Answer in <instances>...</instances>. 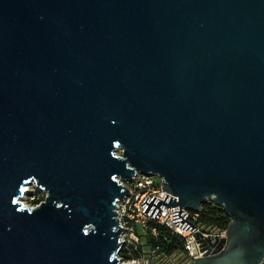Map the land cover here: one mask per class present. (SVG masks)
Returning a JSON list of instances; mask_svg holds the SVG:
<instances>
[{
  "label": "water",
  "instance_id": "water-1",
  "mask_svg": "<svg viewBox=\"0 0 264 264\" xmlns=\"http://www.w3.org/2000/svg\"><path fill=\"white\" fill-rule=\"evenodd\" d=\"M137 173L177 197H147L153 218H230L193 264L262 263L264 0H0V264H136Z\"/></svg>",
  "mask_w": 264,
  "mask_h": 264
},
{
  "label": "built area",
  "instance_id": "built-area-1",
  "mask_svg": "<svg viewBox=\"0 0 264 264\" xmlns=\"http://www.w3.org/2000/svg\"><path fill=\"white\" fill-rule=\"evenodd\" d=\"M129 188V195L122 201L118 203V214L123 227L122 240L124 242L123 249L128 250L130 253L137 251L139 245H141L140 234H146L151 231L157 234V226L162 225L170 228L175 234L181 236L185 241V251L188 256L194 260L196 257L201 256L200 243H197L195 235L200 232L203 234V239L209 236L217 237L219 240L226 238V229L214 228L211 232H206L202 229L201 224H199V213H193L190 210L181 208L187 215H190L191 219H187L195 229L193 231L187 229L183 230L180 225H176L171 221L173 218V211L180 210L179 206L168 208L164 204L161 206V214L158 218H153L150 215L144 213V209L147 204L142 203L148 197L147 203L151 201L153 197L163 201L165 195H169L176 198L171 193L163 189V179L156 175H144L137 173L131 182H122ZM28 196L31 202V208L39 206L46 197V194L37 188L34 184L26 187V192L22 198ZM20 199V202L22 200ZM211 202V201H210ZM23 203V202H22ZM201 210V209H200ZM212 240V243L215 240ZM209 245V244H207ZM155 251H151V255H154ZM144 257L137 258L128 262H135L136 264H148L147 260L144 261ZM261 264H264V259Z\"/></svg>",
  "mask_w": 264,
  "mask_h": 264
},
{
  "label": "trees",
  "instance_id": "trees-1",
  "mask_svg": "<svg viewBox=\"0 0 264 264\" xmlns=\"http://www.w3.org/2000/svg\"><path fill=\"white\" fill-rule=\"evenodd\" d=\"M199 214V224L203 226L226 229L230 222V218L225 214L224 210L216 206L213 201L203 204ZM145 237L147 240V253L150 259L157 258L160 255L171 256L176 252L185 251L184 239L166 226H157V234L149 231L145 234ZM142 247L141 243L137 251L132 253L123 249L120 256L126 261L141 258L142 255L145 256ZM151 251H155V254L151 255Z\"/></svg>",
  "mask_w": 264,
  "mask_h": 264
},
{
  "label": "rangeland",
  "instance_id": "rangeland-1",
  "mask_svg": "<svg viewBox=\"0 0 264 264\" xmlns=\"http://www.w3.org/2000/svg\"><path fill=\"white\" fill-rule=\"evenodd\" d=\"M21 202H23L28 207L32 205L28 196H25V198H22ZM201 226H202V229L206 232H211L214 229L213 227H209V226H203V225H201ZM140 241H141L142 246H143L142 247L143 251L145 252L144 261L147 260L148 264H193V260L188 256L186 251H179V252L172 254L171 256L160 255L157 258H151L150 259L149 255L147 253V251H148V248L146 245L147 240H146L145 234H143L142 232L140 234ZM122 260H123V258H122ZM123 261L127 262L128 260L127 261L123 260Z\"/></svg>",
  "mask_w": 264,
  "mask_h": 264
}]
</instances>
